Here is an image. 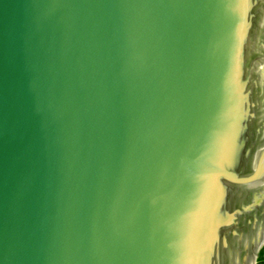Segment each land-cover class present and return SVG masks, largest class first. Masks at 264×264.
I'll use <instances>...</instances> for the list:
<instances>
[{"label":"water","instance_id":"water-1","mask_svg":"<svg viewBox=\"0 0 264 264\" xmlns=\"http://www.w3.org/2000/svg\"><path fill=\"white\" fill-rule=\"evenodd\" d=\"M264 0H0V264H259Z\"/></svg>","mask_w":264,"mask_h":264},{"label":"flooded vegetation","instance_id":"flooded-vegetation-1","mask_svg":"<svg viewBox=\"0 0 264 264\" xmlns=\"http://www.w3.org/2000/svg\"><path fill=\"white\" fill-rule=\"evenodd\" d=\"M262 262H264V257H261V255H260V257H259V264H261Z\"/></svg>","mask_w":264,"mask_h":264},{"label":"trees","instance_id":"trees-1","mask_svg":"<svg viewBox=\"0 0 264 264\" xmlns=\"http://www.w3.org/2000/svg\"><path fill=\"white\" fill-rule=\"evenodd\" d=\"M261 257H264V248L261 251ZM261 264H264V262H262Z\"/></svg>","mask_w":264,"mask_h":264}]
</instances>
